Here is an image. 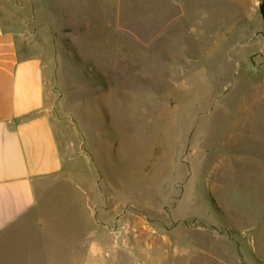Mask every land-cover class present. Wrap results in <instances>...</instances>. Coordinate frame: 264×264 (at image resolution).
Here are the masks:
<instances>
[{"label": "rangeland", "instance_id": "obj_1", "mask_svg": "<svg viewBox=\"0 0 264 264\" xmlns=\"http://www.w3.org/2000/svg\"><path fill=\"white\" fill-rule=\"evenodd\" d=\"M0 3L63 154L82 152L128 232L192 264H264L261 0Z\"/></svg>", "mask_w": 264, "mask_h": 264}, {"label": "crops", "instance_id": "obj_2", "mask_svg": "<svg viewBox=\"0 0 264 264\" xmlns=\"http://www.w3.org/2000/svg\"><path fill=\"white\" fill-rule=\"evenodd\" d=\"M12 23L0 3V264H192L186 247L146 245L142 222L128 232L82 152L63 154L54 94Z\"/></svg>", "mask_w": 264, "mask_h": 264}, {"label": "trees", "instance_id": "obj_3", "mask_svg": "<svg viewBox=\"0 0 264 264\" xmlns=\"http://www.w3.org/2000/svg\"><path fill=\"white\" fill-rule=\"evenodd\" d=\"M259 13L261 15L262 20L264 21V0H261L259 5Z\"/></svg>", "mask_w": 264, "mask_h": 264}]
</instances>
